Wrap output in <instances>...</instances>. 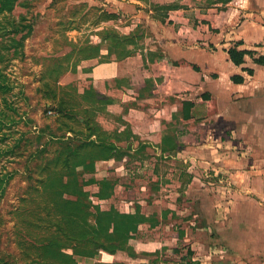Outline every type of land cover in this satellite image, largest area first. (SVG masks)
<instances>
[{"label":"crops","instance_id":"0c3cea01","mask_svg":"<svg viewBox=\"0 0 264 264\" xmlns=\"http://www.w3.org/2000/svg\"><path fill=\"white\" fill-rule=\"evenodd\" d=\"M129 1L157 5L145 18L153 42L127 45L125 58L103 43L99 57L83 58L64 78L75 80L84 101L80 122H96L91 140L124 152L87 160L84 190L101 211L143 221L127 241L131 253L99 250L74 259L264 264V0ZM126 30L124 36L135 32ZM95 37L89 45H102L100 33ZM232 48L245 52L242 65L231 61ZM182 162L184 172L159 170ZM103 181L113 185L107 199L97 197ZM156 184L161 199L150 202ZM123 188L133 197H120ZM184 194L210 214L206 223L194 215L183 225Z\"/></svg>","mask_w":264,"mask_h":264},{"label":"rangeland","instance_id":"374dc122","mask_svg":"<svg viewBox=\"0 0 264 264\" xmlns=\"http://www.w3.org/2000/svg\"><path fill=\"white\" fill-rule=\"evenodd\" d=\"M133 5L129 0H18L12 13L0 15V68L10 87L5 94L0 93V264H49L46 252L61 253L66 246L79 250L87 247L88 251L98 247L77 243L66 233H78L79 224L81 230L86 227L83 216L74 218L69 214L73 206L101 209V204L98 206L90 193L88 198L79 193L88 182L78 161L83 155H94L93 147H87L94 140L88 138V127L79 121L84 101L70 84L75 80L70 82L64 74L80 64L85 57L83 47L93 44L95 35L102 31L122 36L126 27L133 26L137 47L142 49L152 43L153 39L145 36V18L150 11L158 10L157 5ZM108 13L115 18L109 20ZM22 28L30 30L23 43L18 42L20 34L13 41L5 38L8 32ZM17 43H22L23 48L18 49ZM89 100L94 103L92 98ZM62 101H69L75 115L60 113ZM89 122L92 129L97 127L93 120ZM70 129L74 133L68 136ZM97 134L104 141L109 138L104 132ZM138 151L141 153V149ZM187 165L164 164L159 170L176 167L184 172ZM64 184L70 187L64 188ZM156 185L153 190L157 197L150 202L161 199V186ZM127 193L123 188L120 197H133ZM178 207L184 209L183 225L194 215L203 224L210 218V214L202 212V205L187 194ZM93 217L83 230L91 232V228L98 227ZM217 235L215 231L214 237ZM106 237L99 236L96 241L114 252L131 253L127 244L114 245ZM65 252L72 254L71 250Z\"/></svg>","mask_w":264,"mask_h":264},{"label":"trees","instance_id":"16d2710c","mask_svg":"<svg viewBox=\"0 0 264 264\" xmlns=\"http://www.w3.org/2000/svg\"><path fill=\"white\" fill-rule=\"evenodd\" d=\"M18 0H0V15H5L6 13H12L13 9L15 8L16 4H17ZM109 14V13H108ZM115 17L112 14H109V20H113ZM30 33V30L27 28H22L20 31H13V32H8L5 35V38H9L12 41L16 40L15 38H17L16 36H18L19 34L22 35V38L20 41L18 42H22L26 39L25 36H27ZM4 36V35H3ZM100 36L102 38V45H98V46H94V45H89L87 44L86 47H83L82 52L85 53V57L84 58H96L100 56V50L103 46V43L105 44V42L107 41V37L109 36L110 38L108 39L109 44L107 43V50L109 51L110 55H117L118 58H125L127 56H129L131 54V52L127 51L126 46L129 44H135L134 42V35H129V36H124V35H113L111 36V34L107 31H102L100 33ZM22 43H17L18 49L23 48ZM18 49L16 48V51H18ZM229 56L231 61L237 65L240 66L244 63V56H245V52H240L234 48L229 50ZM83 59V58H82ZM81 59V60H82ZM2 59L0 57V64L2 63ZM77 67V65L75 66ZM237 83H242L243 79L242 78H236L235 79ZM58 84V83H57ZM10 90L9 84H8V78L7 76L4 74L3 70L0 68V93L1 94H5L6 92H8ZM63 102V101H62ZM69 101H64L63 105L64 106H60L58 108V110L60 109V113L61 112H70V114H74L73 111L71 110V104L68 103ZM75 115V114H74ZM91 120V119H90ZM87 120L85 121V124L88 129H86L88 131V138L91 139V137L93 135H95L97 128L92 129L89 126V121ZM80 121V120H79ZM0 122L2 123L1 119ZM67 133H72L73 130H67ZM74 133V132H73ZM99 138H101V136H98ZM89 143H91L92 145L87 146L89 148L93 147L94 150V155H83V158L80 159V161H78L79 164H81L84 168V170H90V167L92 165H85L87 160H91L92 162L95 159L98 158H110L113 157L117 154L119 155H123V151L117 150V153H115V148L110 147L108 145H106L104 143V145L102 144H96L95 141H89ZM46 146V145H45ZM44 147V146H43ZM85 148V147H83ZM100 156V157H99ZM118 157V156H116ZM119 158V157H118ZM85 172V171H84ZM85 185V184H84ZM84 185L82 186L83 188L81 189L82 191H80L79 193L85 194V197H90L89 193L86 192L84 190ZM64 188H69L70 185L69 184H64L63 185ZM113 188V185L108 182V181H103L100 183V191L97 194V197L100 199H107L111 196V189ZM69 191V190H68ZM3 192L2 187H0V194ZM84 192V193H83ZM87 209H83L82 207H80L79 205H75L73 206V209L70 210L69 214L72 215V217H77V215L83 216L85 218V224L86 227L88 226V221L90 216H94L93 218L96 220L98 227L93 229L91 228V232L82 230L80 227L81 225L79 224L77 227L80 228V231L77 233L74 230H67L66 233L72 236H69L70 238L73 237L75 242L80 243V244H84L85 246L87 245H91V243L93 245H98V247H96V249L94 248V250L92 251H88V248H84L83 250H79L76 247H63L61 249V253L59 252H54V250H52V252L47 253V257L46 259L50 262L49 264H78L77 260L74 259V256L76 255H81V256H89V257H94V254L99 252V250H106L108 252H114V250L109 249L108 247H106L105 245H102V243L100 244L98 241H96V239L100 236H107L106 239H110V241L112 240V242H114V245H118L119 243L121 244H127V241L130 238V234L133 231L137 230V225L143 221V218L141 216H128V215H124L121 213H118L114 210H110L108 212H103L101 211L98 207H94L93 205H88L86 207ZM104 221V225L103 224ZM76 224V223H74ZM113 226V232L110 233V228H112ZM52 246V245H51ZM114 248V246H113ZM66 250H71L72 254H68L65 251ZM116 250V248H115ZM116 252V251H115Z\"/></svg>","mask_w":264,"mask_h":264},{"label":"built area","instance_id":"2783aa9c","mask_svg":"<svg viewBox=\"0 0 264 264\" xmlns=\"http://www.w3.org/2000/svg\"><path fill=\"white\" fill-rule=\"evenodd\" d=\"M262 58H263V60H264V54H263Z\"/></svg>","mask_w":264,"mask_h":264}]
</instances>
